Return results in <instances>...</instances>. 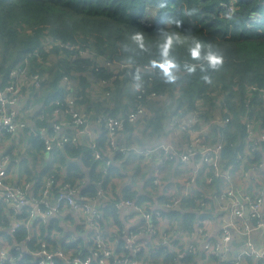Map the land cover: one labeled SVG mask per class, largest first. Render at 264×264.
I'll return each mask as SVG.
<instances>
[{"label": "trees", "instance_id": "obj_1", "mask_svg": "<svg viewBox=\"0 0 264 264\" xmlns=\"http://www.w3.org/2000/svg\"><path fill=\"white\" fill-rule=\"evenodd\" d=\"M222 1L235 3L233 16L224 15L220 7ZM168 20L179 23H166ZM165 28L181 41L176 43L174 40L171 46V57L181 65L176 72L177 79L172 83L163 80L162 70L158 67L155 72L138 70L139 66L144 68L152 65L154 60L159 61L157 45L163 42L159 32ZM137 30L145 34V51L136 49L129 38ZM191 36L201 38L222 54L223 66L218 71H200L203 61L191 59L187 51ZM126 45L128 51H125ZM106 63L117 67L108 68ZM122 64L133 66L122 69ZM185 64L195 65L197 70L189 74L183 69ZM18 66L45 77L43 87L34 90L37 96H41L38 100L42 102V113L48 114L37 124L47 128L46 119L53 117L59 106L64 105V109L67 106L69 110L67 97L70 89L64 78L71 80L76 107L87 115L88 124L98 130L97 146L104 155L108 152L105 117L116 112L104 101L110 98L121 105L122 114L119 116L124 119L135 106L146 107L145 114L136 123L125 122L121 136H130L129 145L134 143L133 138L138 145L142 144L145 131L141 136L136 134L141 126L146 132L152 129L150 138L162 137L170 113H181L185 118L197 116L200 122L213 126L215 139L212 142L220 147L224 168L240 165L243 158L259 160L258 153L245 155L244 150L248 135L246 118L252 120L250 124L255 123V128L264 130V0H0V88L10 82V74ZM137 73L146 90L142 99L138 98L139 92L132 83ZM204 75L210 77L211 83L202 79ZM152 93L158 97L151 98ZM217 107L220 116L216 117L214 109ZM217 120L222 123H216ZM195 127L199 128V124ZM36 144L45 147L39 139ZM64 146L68 154L79 158L84 165V171L81 163L70 165L67 183L72 184L74 177L83 179L89 175L91 183L83 187V194L95 195L96 183L101 180H104L103 187L107 188L118 170L116 166L111 164L104 178L98 170L102 163L95 160L87 144L68 143ZM115 156L119 158L122 154L116 153ZM86 170L89 171L86 173ZM124 197L130 199L132 195L126 192ZM110 213L121 226L120 216L114 211ZM29 215L30 212L24 209L20 216L27 220ZM164 215L172 225L173 234L180 230L196 232L201 219L213 217L212 212L196 210L192 198L186 200L180 209L164 211ZM11 216H14V209L2 205L0 234L13 244L10 252L20 258V264H38L29 253L21 255L16 249L27 238L25 228L5 233L4 228L10 226ZM102 221L101 226L105 227ZM27 244L30 250L41 247L40 244L35 247L34 241ZM123 244L120 239L116 247ZM68 248L75 249L74 246ZM51 264L67 263L56 258Z\"/></svg>", "mask_w": 264, "mask_h": 264}, {"label": "built area", "instance_id": "obj_2", "mask_svg": "<svg viewBox=\"0 0 264 264\" xmlns=\"http://www.w3.org/2000/svg\"><path fill=\"white\" fill-rule=\"evenodd\" d=\"M221 10L226 17H231L236 12L235 3L233 1H222L220 4ZM58 44V43H56ZM68 46V45H66ZM108 68H116L117 65L106 63ZM131 64H122L121 68L132 67ZM148 69L155 72V67L147 65L144 68L138 67V70ZM10 82L0 88V140L3 139V135L9 132L16 135L20 131H24L29 127L19 118L16 113V106L19 101L24 88L29 84H33L36 90L42 88V81L44 77L40 73H29L27 67H16L10 74ZM71 80L68 77L64 78V82L69 84L68 89H71ZM133 85L136 81H132ZM141 87L137 95L139 99L144 97L146 92L145 86L140 80ZM102 84H106L102 81ZM134 87V86H133ZM109 94V93H108ZM158 95L152 93L151 98L155 99ZM77 99L73 96L68 97L67 105L69 107L68 113L71 116V125L78 128L79 133L85 135L88 138H93V132L89 130L87 115L84 114L78 107H76ZM58 111V110H57ZM146 109L143 105H138L132 110L127 119L121 118L116 115H109L105 117V128L108 134V146L112 154L128 152L151 156L153 153H162L168 158H177L181 164H186L192 159L197 161V168L188 178L187 184H192L197 178H202L208 184H212L216 181H222L227 185L213 196V202L209 201L206 196L202 194H195L190 196L188 192L182 195L170 194L164 201L160 203L153 210L142 203H138L135 199L120 198L115 201L113 206L117 209H123L127 207L130 209V215L137 217L136 220L141 224L138 228V237L143 236L149 240V242L156 246L158 249H163L172 255L173 259L169 264H196L194 260L197 254V248L195 245L185 247L182 249L180 244L174 243L171 240L172 225L164 215V211H170L174 209H180L186 200L192 198L195 201L196 210L200 212H212L215 207L227 206L234 217L239 218L241 225H238V233L248 235L255 231H261L264 229V188L260 189L253 197L243 194V192L235 190L232 185V176L236 168L240 169L243 176L248 175V170L243 164L245 158L242 159L240 165H231L226 168L222 166L220 147L215 144L206 143L201 136L204 132L202 127L206 126L209 131L211 124L200 122L197 116L190 119L188 126L184 129L190 134V140L188 147L185 150H180L179 147L174 144H160L156 147H149L145 149H137L136 147H127L125 145H119L117 142V136L120 132L125 130L126 120L129 123H136L145 114ZM222 122L217 120L216 123ZM199 124V128L195 126ZM203 125V126H202ZM248 135L246 148L247 154L253 156L258 152L260 146H264V130H262L260 137L256 138L255 130L252 124L248 123ZM62 125L55 124L53 132L49 134L46 129L45 132L40 133V140L45 146L46 152H51L54 148H61L65 144L75 143L76 139L71 137L67 133H62ZM36 130V128H34ZM34 129H31L32 132ZM89 147L93 151L95 160H102L105 162V173H107L108 167L111 165L109 159H105L97 146L96 140L90 139ZM242 158V156H241ZM17 162V159L12 158L11 155L5 154L0 160V207L7 205L14 209V222L4 228L5 233L16 232L20 229H28L31 221H37L38 224H45L49 219L56 217L59 213L65 209H72L74 212L78 211L83 216H86L90 220V228L92 230L90 237L87 241V250L84 252H77L76 249H55L48 242L39 243L41 247L39 249H29L27 242L30 241V237L24 239L17 247V250L23 253H29L31 258L36 260L38 264H51L56 259H62L67 264H154L148 260L139 257L145 244L134 243V241L128 237L129 245L125 247L116 248L112 241L114 237H119L110 234L104 236L101 228V221L104 218V212L101 209L100 202L96 201L97 198L105 199L106 188L103 187L104 180L96 183L97 192L95 195L83 194V185H73L67 182H59L56 175L52 174L47 182L48 187L54 189V200L50 202L46 199H39V201L32 202L27 194L26 187L14 186L8 182L9 166L11 163ZM155 184H159L158 179H154ZM47 192V191H46ZM250 208L252 215V221L249 222L244 217L246 208ZM27 209L30 212L29 218L25 220L20 215L23 210ZM23 218V219H22ZM246 219V220H244ZM253 220H256L254 222ZM213 223L212 217L201 219L198 223L196 230L197 235H202L205 244L203 246L205 254V262L202 264H215V260L219 264H245L249 259H256L264 264V249L261 251L255 247L252 243L248 244V248L241 252L239 258L236 260L229 258V246L227 244L231 233L226 227L221 236V240L215 242L208 238V227ZM167 226H164V225ZM169 224V226H168ZM171 229V232L161 234L163 229ZM1 233V232H0ZM193 237L195 232L190 233ZM3 235L0 234V238L3 239ZM21 244H24L26 251L22 250ZM52 247H51V246ZM6 243L0 245V264H20L19 257H15L10 249H7ZM128 249L131 250L129 254L125 253ZM29 264V263H26Z\"/></svg>", "mask_w": 264, "mask_h": 264}, {"label": "crops", "instance_id": "obj_3", "mask_svg": "<svg viewBox=\"0 0 264 264\" xmlns=\"http://www.w3.org/2000/svg\"><path fill=\"white\" fill-rule=\"evenodd\" d=\"M34 89L33 84L29 83L24 88L16 106L17 115L29 128L24 131H20L16 135L11 133H7L9 135H6V133L3 135V139L0 140V160L6 153L17 159L18 163L12 162L8 168V182L14 186L26 187L28 194H30L29 196L32 198V202L36 203L39 199H46L52 202L54 200L55 191L47 185L49 177L52 174H55L59 182H67L66 180L70 176L68 172L70 165L73 163L82 164V161L79 158L68 154L65 146L61 148H54L51 152H46L45 147L44 149L41 148L43 157L39 159L38 156H35V148L37 147L36 141L38 139L40 140V133L45 132L44 129H46L47 132H50L49 134H51L53 132L54 125L60 124L63 127L62 133H67L70 138L74 137L77 145H88L90 139L96 140L97 142L98 130L92 128L90 124H88L89 130L93 132V138H88L85 135L80 134L78 128L71 125V117L68 113L67 106H65V109L62 108L64 105L59 106L54 111L53 117L46 119V124L49 126L48 128L38 125V120L40 119L43 121L44 117H48V114L42 113V102L38 100V97L41 96H37V92L35 93ZM72 91L73 88L71 87L68 97L74 96V94L71 93ZM104 101L109 104L111 109L115 108L116 112L114 115L119 116V114H122L120 110L121 105L119 106L117 103L111 101L110 98H105ZM123 103L126 104L125 101ZM173 110L174 109L172 108V111ZM188 116L185 118L181 115V113L172 114L171 112L167 119L166 132L160 138L159 135L158 137L152 136L150 138L152 135V129H149L146 132V129L144 130L141 126L140 130L137 131L136 134L141 136L142 132L145 131L143 134L145 136L142 144L138 145L133 138L132 140L134 143L129 145L128 138L130 136H121L124 132L119 133L117 136V142L119 145L136 147L137 149H145L149 147L154 148L160 144H174L183 151L188 147L189 143L192 142V139L190 140V134L188 132L184 134V127L188 126V123L192 118ZM214 116H220L219 107L214 109ZM250 121L252 120L246 118L245 122L247 126ZM176 123H178V126ZM221 123L222 122H219V124ZM259 124L260 123H258V125ZM253 127L256 138L260 137L259 133L262 132L260 131L262 129L257 128V126L255 128V123L253 124ZM34 128H36V130ZM31 129H34V131L32 132ZM202 129L204 133L201 136L204 141L209 144H214L215 134L213 126L211 125L209 131H207L206 126H203ZM152 138L153 140H151ZM247 152L248 150L245 147V155ZM101 153L105 159L109 158L111 164L116 166L118 169L116 174L111 178L110 183L107 185L105 199H96L98 203L100 202V210H103L104 212L102 222L105 223V227L104 225L101 226L102 232L104 236H109L112 233H114L113 235L115 236L120 235L119 237H114L112 241L115 247L116 243L120 239L124 241L122 248L127 244L129 245L128 237H130L134 243L145 244L139 257L154 264H169L173 257L167 251L158 249L156 246L152 245L147 238L143 236L138 237V228L141 222L136 220L137 217L130 215V209L127 207H124L123 209H117L115 207L113 210L114 202L120 198H128L124 197L126 192H129V194L132 195V197H129L130 199H137L152 210L160 205V203L170 194L182 195L186 192H188L190 196L202 194L206 196L209 201L213 202V196L216 193L227 186H231L230 184L227 185V183L225 184L222 181H216L212 184H208L202 178H197L194 183L187 184V178L194 173L197 168V161L194 159L186 164H181L177 158H168L158 152L147 157L128 152L122 154L119 158H116L115 154L110 152L109 146L107 155H104L102 151ZM257 153L260 155L259 160L247 161L246 159L243 161L246 171L248 170L247 176H243L238 168H236L237 171H235L232 176V185L234 189L251 197L256 195L260 189L264 188V146H260ZM96 161H100L102 163L98 167V170H101L104 175L103 177L105 178V175H107L104 170L105 162L102 160ZM109 167L107 170L108 172ZM82 171H84L83 164ZM88 171L89 170H86V173ZM71 174H73L72 171ZM80 178L81 177H74L71 180L75 183L74 185L78 186L83 185L84 182V187L91 183L89 175H86L83 179ZM154 179H158L159 184H155L153 182ZM105 209L107 210V213L105 212ZM112 211L120 216L119 219L122 222L121 226L117 225L114 215L110 213ZM106 214H109L107 219H105ZM248 214L247 220L251 222L252 215L251 213ZM212 216L213 223L208 227V238L215 242L221 240L224 229L228 227V230L231 233L227 242L230 250V259L236 260L239 258L241 252L248 248L249 243H252L261 251L264 249V229L252 232L248 235L238 233V225H241V221L239 218L232 215L231 210L227 206L215 207ZM9 219V225H11L14 222V218L11 216ZM164 226L167 225L165 224ZM25 230L28 232L27 237H30V241L35 242V247H38L41 242H48L53 247L51 245L50 246L55 249H69L68 247L74 246L77 252H81L83 248L87 247V241L92 232L89 218L83 216L78 211L74 212L72 209H65L56 217L49 219L42 225L38 224L37 221H31L29 228ZM169 230L170 228L163 229L160 233L165 234ZM170 232L171 231H169V233ZM190 233L180 230L179 233L174 232L173 234L172 231L171 240L175 241L174 243L176 244H180L182 249L195 245L197 248V254L194 260L192 258L191 260L196 264H202L205 262V254L203 250L205 241L202 239V235H197L195 232L192 237ZM3 243H6L5 247L7 249L13 248V244H11L4 237L2 241H0V245ZM116 248L119 249L121 247ZM34 249L39 248L33 247V250ZM129 252H131L130 249H128L125 253L129 254ZM215 264L219 263L215 260ZM245 264H261V261L249 259L245 262Z\"/></svg>", "mask_w": 264, "mask_h": 264}, {"label": "clouds", "instance_id": "obj_4", "mask_svg": "<svg viewBox=\"0 0 264 264\" xmlns=\"http://www.w3.org/2000/svg\"><path fill=\"white\" fill-rule=\"evenodd\" d=\"M173 22L177 24L179 23V21H166V23ZM159 36L162 37L163 40L162 43H159L157 45L158 55L160 59L159 61H152L151 64L153 67H158L160 70H162L160 72V75L165 82L172 83L177 79L176 72L180 70L181 65L171 57V46L174 40L176 43H181V41L179 40V38L174 37L172 34H170L166 28L159 32ZM129 38L136 49L141 51L147 50V45L145 44V34L143 31H134ZM188 43L189 46L187 48V51L190 58L193 60L203 61L200 66V71L202 73L208 70L218 71L223 66L222 54L219 51L213 49L211 44L206 45L205 41L197 36L189 37ZM128 50L129 48L126 45L125 51ZM129 59L131 60V58ZM183 69L189 74L194 73L197 70L195 65L188 64L183 65ZM202 79L207 83H211V79L208 75H204ZM140 80V74H135L134 81H136V83H134L133 86L137 90H139V88L141 87V83H139Z\"/></svg>", "mask_w": 264, "mask_h": 264}, {"label": "rangeland", "instance_id": "obj_5", "mask_svg": "<svg viewBox=\"0 0 264 264\" xmlns=\"http://www.w3.org/2000/svg\"><path fill=\"white\" fill-rule=\"evenodd\" d=\"M37 146V145H36ZM35 151H36V153H35V156H38L39 157V159H41L43 156V152H42V150H41V148H40V146L38 147H36L35 148ZM180 231H178L177 233H179ZM0 241H2V238H0Z\"/></svg>", "mask_w": 264, "mask_h": 264}, {"label": "water", "instance_id": "obj_6", "mask_svg": "<svg viewBox=\"0 0 264 264\" xmlns=\"http://www.w3.org/2000/svg\"><path fill=\"white\" fill-rule=\"evenodd\" d=\"M250 212V208L249 207H247L246 208V210H245V214H244V217L245 218H247L248 217V213ZM21 246H22V250L25 252L26 251V247H25V245L24 244H21Z\"/></svg>", "mask_w": 264, "mask_h": 264}]
</instances>
